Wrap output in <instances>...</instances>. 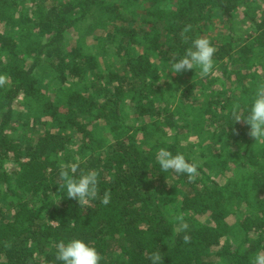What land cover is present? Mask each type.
<instances>
[{"label": "trees", "instance_id": "1", "mask_svg": "<svg viewBox=\"0 0 264 264\" xmlns=\"http://www.w3.org/2000/svg\"><path fill=\"white\" fill-rule=\"evenodd\" d=\"M27 1L0 0V264H60L57 243L74 238L100 264H151L157 250L162 264H251L264 251V141L231 109L264 83V0ZM102 9L105 35L72 47ZM214 20L226 29L211 37ZM200 36L217 49L213 73L163 81ZM160 148L209 167L191 182L162 172ZM73 162L100 173L108 205L67 198L59 165Z\"/></svg>", "mask_w": 264, "mask_h": 264}, {"label": "clouds", "instance_id": "2", "mask_svg": "<svg viewBox=\"0 0 264 264\" xmlns=\"http://www.w3.org/2000/svg\"><path fill=\"white\" fill-rule=\"evenodd\" d=\"M191 25H187L181 32V36L187 39L185 33L191 30ZM217 51L211 40L206 36H200L192 41L191 47L187 48L183 57L176 59L173 57L171 71L173 74H181L193 69H199L201 77H207L214 70V54ZM7 74H0V87L8 82ZM231 116L235 123H242L248 126L247 135L255 141H264V83L257 85L251 107L247 110L242 108L240 103H234L231 109ZM238 134V132H237ZM162 172L172 171L175 174H186L188 180L194 181L198 175V163L189 162L183 153L172 154L166 148H160L156 155ZM79 173V175H77ZM58 185L60 189L66 188L67 198L76 200L80 206H88L91 202L100 199L103 205H108L111 201V193L105 191L100 197V173L95 169L84 171L80 168V162L61 163L59 165ZM180 222L181 231H187L188 225L184 222V215L176 216ZM185 244L191 243V236H183ZM10 247V245H6ZM55 262L60 264H100L101 254L92 244L86 243L82 239L74 238L67 243L60 241L56 245ZM151 264H162L163 257L159 250L152 252L148 256ZM251 264H264V251H258L251 261Z\"/></svg>", "mask_w": 264, "mask_h": 264}, {"label": "rangeland", "instance_id": "3", "mask_svg": "<svg viewBox=\"0 0 264 264\" xmlns=\"http://www.w3.org/2000/svg\"><path fill=\"white\" fill-rule=\"evenodd\" d=\"M262 6H263V4H260V7H262ZM21 7H27V8H29L30 7V4L28 3L27 0H21ZM23 11H25L24 8H23ZM98 15H100V18L98 19L97 29L95 30V32H93L94 31V29H93L92 32L86 34L85 33L86 26L85 25H79L78 28H76V29H74L72 31L71 41H70V45L72 47H74L76 45V43L75 44H71V43H73L74 41L79 40L80 39V36H82V39L80 41L85 42L87 45L88 44H91V43L94 45V43H95L94 36H100L102 34L105 35L106 30L108 28H107V24L105 23V21L102 20V17H103V15L104 16H107V14H105L104 9H102V10H100L98 12ZM239 19L240 18H238V21H239ZM239 23H241V22H239ZM241 25H243V23H241ZM225 29H226V27L224 26V23L217 24L216 21L214 20V24L212 25V27H211V29L209 30L208 33H209V35L211 37H213L215 35H220L221 32L224 33ZM106 37H108V36H106ZM260 58L264 62V54H261L260 55ZM102 62L104 63V65H106V63L103 60H102ZM262 65H263V67L260 69V73H262V74L260 76L262 77V79H264V64H262ZM167 73L169 74V76L165 77L163 79V81L169 82V83H173L172 78H173V76H175V74L171 73L170 71H167ZM257 75L259 76V72H256V76ZM47 79H48L47 76H45L44 77V80H43L44 83H47L48 82ZM207 85H208V83L205 86L207 87ZM217 86H218V89H219L220 88V83L218 81L215 82V84H214L213 87H217ZM231 90H234L233 87L231 88ZM175 94L178 95V91H175ZM189 140H191L193 143L196 142V133H193L190 136ZM191 159L194 162L198 163L199 165H203L205 168H208L209 167V164L203 163L202 161H200L196 157H191ZM164 214H165V216L167 218L172 219V217H173V214H172V212L170 210L165 211ZM227 220H228V222L230 224H232L234 222V217L230 216Z\"/></svg>", "mask_w": 264, "mask_h": 264}]
</instances>
